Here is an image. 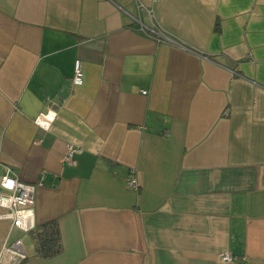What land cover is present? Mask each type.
I'll list each match as a JSON object with an SVG mask.
<instances>
[{
    "label": "crops",
    "instance_id": "0c3cea01",
    "mask_svg": "<svg viewBox=\"0 0 264 264\" xmlns=\"http://www.w3.org/2000/svg\"><path fill=\"white\" fill-rule=\"evenodd\" d=\"M0 160L64 245L0 207L20 264H264V0H0Z\"/></svg>",
    "mask_w": 264,
    "mask_h": 264
},
{
    "label": "built area",
    "instance_id": "2783aa9c",
    "mask_svg": "<svg viewBox=\"0 0 264 264\" xmlns=\"http://www.w3.org/2000/svg\"><path fill=\"white\" fill-rule=\"evenodd\" d=\"M143 7V4H139ZM145 7V6H144ZM148 17L151 19L155 17V12L152 9L146 8ZM141 15V14H140ZM135 21L137 22V29L145 33L153 34L158 40H165L174 42V40L164 32V30L157 27L156 24L153 27H148L143 23L141 17L138 16ZM184 49L191 50L188 46L181 45ZM84 69L81 59H77L74 66V76L72 82L74 85H82L84 83ZM56 113L50 109L47 112H43L37 116L35 123L44 128L49 129L54 121ZM76 148L73 144H68L65 161L69 164H74L73 154ZM0 168L2 173L0 176V207L7 209L6 217L10 218L13 225L22 231L29 233L36 228L35 212H34V199L36 194V185L24 183L14 174L11 166L4 164L0 160ZM132 176L128 179L127 185L129 188L138 189L140 182L137 177L136 169H131ZM26 250L23 246L21 238L17 239L14 243L4 245L0 253V262H6L7 264H20L27 258ZM221 259L225 262H231L235 258L226 252L221 253Z\"/></svg>",
    "mask_w": 264,
    "mask_h": 264
},
{
    "label": "trees",
    "instance_id": "16d2710c",
    "mask_svg": "<svg viewBox=\"0 0 264 264\" xmlns=\"http://www.w3.org/2000/svg\"><path fill=\"white\" fill-rule=\"evenodd\" d=\"M29 233L36 247V256L49 259L63 252L62 235L56 220L41 224Z\"/></svg>",
    "mask_w": 264,
    "mask_h": 264
}]
</instances>
